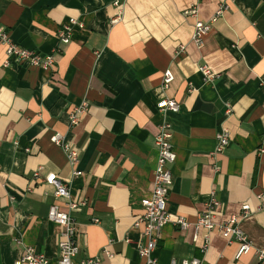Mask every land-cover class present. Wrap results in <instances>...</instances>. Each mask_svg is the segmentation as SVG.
Masks as SVG:
<instances>
[{"label": "crops", "instance_id": "1", "mask_svg": "<svg viewBox=\"0 0 264 264\" xmlns=\"http://www.w3.org/2000/svg\"><path fill=\"white\" fill-rule=\"evenodd\" d=\"M116 1L0 0V27L54 60L48 71L14 59L5 66L0 44V264H17L28 250L56 264L60 228L48 211L62 203L50 179L84 203L72 212L79 261L145 263L134 223L152 189L164 99L179 105L163 115L176 155L168 211L192 225L162 229L155 264H264L254 252L236 259L237 245L217 230L194 229L214 192L218 221L250 207L239 226L264 248V0H126L121 11ZM221 5L227 9L198 47L188 9L197 6L207 22ZM71 19L82 27L64 45L58 32ZM203 66L214 81L204 80ZM166 71L173 76L167 88ZM83 101L89 111L71 127L68 115ZM222 127L230 144L215 153ZM57 133L78 151L76 168L52 143ZM75 169L82 175L74 177Z\"/></svg>", "mask_w": 264, "mask_h": 264}, {"label": "built area", "instance_id": "2", "mask_svg": "<svg viewBox=\"0 0 264 264\" xmlns=\"http://www.w3.org/2000/svg\"><path fill=\"white\" fill-rule=\"evenodd\" d=\"M125 2L126 0H117L114 6L121 11ZM226 9V5H221L215 16L207 22L198 19L197 6H192L188 9L187 14L196 18L192 37V41L195 45L198 47L203 45L206 37L212 31L213 24ZM118 17L119 16H117V18ZM116 20L117 19H113L112 23H115ZM75 26L82 27V24L71 19L68 24L61 27L58 32V38L62 44L66 45L70 42L72 28ZM0 44L5 46V66H8L10 59H14V61L28 63L32 67H37L45 71L52 69L54 63L52 56L41 55L38 52L22 48L10 38L3 27H0ZM181 48L183 49V47ZM200 72L207 83L214 81L217 77V75H214L206 66L200 67ZM172 80V74L166 71L164 74L163 86L167 88ZM178 109L179 105L175 100L164 99L157 104V111L162 121L158 127V134L155 137L158 156L153 171L152 189L149 197L142 200L141 205L143 212L134 223V228L141 231V237L143 239V244L136 243V247L139 256L145 261L144 264H155L152 254L158 244L161 231L166 225L172 224L182 231L187 230L192 225L184 217L173 216L168 211L169 191L172 185L171 166L175 162L176 155L172 146L173 133L170 125L164 121L163 115L166 111L177 112ZM88 111L89 105L84 101L80 105L74 107L68 115L70 126H78L84 114ZM51 141L64 151L71 167L76 168L80 159L78 151L71 147L60 133L53 135ZM216 141L215 153H221L227 149L230 144L229 131L222 127L216 134ZM261 153H264V150H262ZM81 175L82 173L77 171V169L74 170V177H79ZM35 176H38V174H35ZM49 184L55 189V199L62 203V205H51L48 211V219L60 228L58 256L55 263L97 264L99 262L98 259L78 260L80 248L77 244V228L72 218V212L84 206V203H79L72 199L69 187L57 179H50ZM258 198L262 199V196H258ZM220 206L221 203L218 201L215 193L212 192L210 199L205 205V210L197 216L194 229L196 231L205 229L208 232L217 230L227 243H234L237 245L236 259L254 252L259 261L264 262V248H255L248 236L239 226L240 221L252 213L250 207L248 205H243L239 215H234L226 220L218 221L216 216ZM262 206H264V203ZM94 222H97V220H94ZM206 246L207 244L203 247L204 250ZM17 264H50V261L47 260L44 255L37 254L33 250H28ZM171 264H202V261L198 258H191L180 261L174 260Z\"/></svg>", "mask_w": 264, "mask_h": 264}]
</instances>
